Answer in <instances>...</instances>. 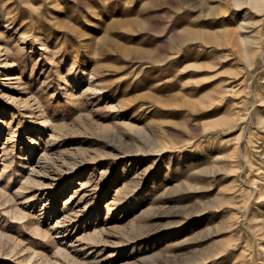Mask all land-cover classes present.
<instances>
[{
	"label": "rangeland",
	"instance_id": "rangeland-1",
	"mask_svg": "<svg viewBox=\"0 0 264 264\" xmlns=\"http://www.w3.org/2000/svg\"><path fill=\"white\" fill-rule=\"evenodd\" d=\"M263 118L264 6L0 0V264H264Z\"/></svg>",
	"mask_w": 264,
	"mask_h": 264
},
{
	"label": "bare ground",
	"instance_id": "bare-ground-1",
	"mask_svg": "<svg viewBox=\"0 0 264 264\" xmlns=\"http://www.w3.org/2000/svg\"><path fill=\"white\" fill-rule=\"evenodd\" d=\"M241 1H245V2H247L251 7H253V8H255V9H260V8H262L263 6H264V1H261V0H235V2H241ZM250 39V38H249ZM251 40V39H250ZM260 118V117H259ZM260 119H262V118H260ZM264 119V118H263ZM30 151V150H29ZM32 152V151H31ZM30 153V152H29ZM0 176H1V174H0ZM26 178V179H25ZM25 178H23V179H25L24 181H28V178L27 177H25ZM6 185V184H5ZM2 188V187H1ZM6 191V190H5ZM20 192V191H19ZM233 197V196H232ZM20 208V207H19ZM19 208H17V209H14L12 212H11V216H13V217H16V218H21V217H23L24 215H23V213H22V211H20V209ZM253 217V216H252ZM262 224V223H261ZM257 226H259V225H257ZM258 228V227H257ZM264 228V227H263ZM261 229V228H260ZM259 229V230H260ZM248 230H249V228H248ZM251 230V229H250ZM262 230V229H261ZM35 232V231H34ZM261 233V232H260ZM256 234V233H255ZM263 236V235H262ZM253 237V236H252ZM258 239V238H257ZM234 245V244H233ZM264 248V247H263ZM243 255V254H242ZM239 256V255H238ZM237 256V258L239 259V257ZM234 258H236V256L234 257ZM239 261V260H238ZM234 262V261H233ZM236 262V261H235ZM240 263L242 262V260L241 261H239ZM240 263H238V264H240ZM233 264H235V263H233Z\"/></svg>",
	"mask_w": 264,
	"mask_h": 264
}]
</instances>
